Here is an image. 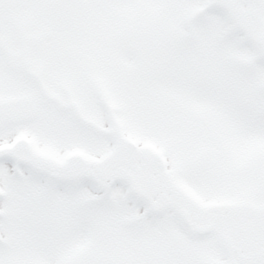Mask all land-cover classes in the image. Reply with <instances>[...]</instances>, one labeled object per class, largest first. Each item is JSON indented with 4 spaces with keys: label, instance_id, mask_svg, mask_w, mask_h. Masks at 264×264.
<instances>
[{
    "label": "snow or ice",
    "instance_id": "obj_1",
    "mask_svg": "<svg viewBox=\"0 0 264 264\" xmlns=\"http://www.w3.org/2000/svg\"><path fill=\"white\" fill-rule=\"evenodd\" d=\"M0 264H264V0H0Z\"/></svg>",
    "mask_w": 264,
    "mask_h": 264
}]
</instances>
